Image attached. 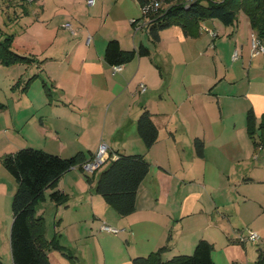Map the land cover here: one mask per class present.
I'll return each mask as SVG.
<instances>
[{"label": "crops", "instance_id": "crops-1", "mask_svg": "<svg viewBox=\"0 0 264 264\" xmlns=\"http://www.w3.org/2000/svg\"><path fill=\"white\" fill-rule=\"evenodd\" d=\"M71 1L79 5L83 0ZM40 6L43 14L45 5ZM101 9L104 14L105 0H101L99 11ZM132 19L135 16L127 18L123 34L111 33L107 36L105 33L100 34L107 20H102L101 26H97V16L90 10L86 19L76 16L78 29L72 34L77 37L71 44L68 39L61 41L59 34L55 36L54 42L48 44L38 40L35 34L30 35L29 43L24 46L18 47L14 41L13 50L22 55L35 53L39 59H43L38 67L30 63L37 75L30 82L34 83L42 77V83L35 94H26L22 106H18L15 100L6 106L10 112L11 106H18L15 108L17 111L10 114L11 130L15 137L12 140L10 137L8 142L18 144L21 141L22 147H38L62 157L82 151L88 156L87 160L104 142L109 147L110 157L103 169L119 154H143L150 162V171L139 186L136 210L132 214L121 216L115 209H110L111 205L95 191L103 169L93 173L91 184L78 168L72 169L80 171L74 178V185L65 181V173L59 180L58 188L74 200L61 205L52 201L47 206L55 208L60 215L59 223L63 229H74L77 235L81 234L82 221L106 231L110 230L104 229L105 225L119 229V232H113L115 234L128 228L130 237H135L133 241L142 243L148 251L135 250L138 256L147 255L166 244H171V249L176 253L174 255L182 254L187 249L195 248V243L201 239L196 230L197 221L200 220L198 216L212 215L201 202L208 179L220 180L221 190H227L229 182L239 181L245 171L249 173L248 165L239 168L243 162L239 157L253 153L256 155L255 149L263 152L264 143L256 147L246 128L241 135L236 128L230 129L225 123L221 99L213 92L223 77L220 78L217 70L208 79H192L189 75V67L199 66L200 58L213 57L216 62V55L220 56L216 46L220 32L203 27L211 20L214 24L212 29L216 28L215 20L206 19L192 27L195 35H186L180 25L168 27L161 31L160 41L153 43L146 26L139 25L138 28ZM248 24L249 31L245 38L240 33L239 23L234 32L224 31L235 43L233 60L240 56L244 58L246 54L249 64L246 72L248 76L252 72V84L249 81L247 91L241 95L249 101L247 114L253 109L259 119L264 114V95L254 92V84L258 73L264 71V56L253 55L251 39L255 33L250 22ZM140 26L145 29V33H141ZM226 26L231 28V25ZM205 31L210 37L206 48L201 45L207 36ZM88 37H91L89 44ZM110 39H118L124 50L137 49L140 44H144L150 49V54L136 56L122 64L121 70L115 71V65L105 60V48ZM209 48L215 52L209 54L206 50ZM235 50H238L237 58H234ZM178 67H184L185 75L174 85L173 70ZM141 83L147 87L145 92L141 91ZM18 99L21 101L19 96ZM216 103L221 107L220 112L213 111ZM144 110L151 112L159 132L157 141L150 148L146 147L137 130L138 118ZM196 138L204 142L203 155L196 151ZM0 153L2 157L6 152L2 150ZM257 158L260 160V154ZM255 167L264 170V158ZM16 189L14 177L12 181L2 173L0 196L13 198ZM261 208L264 210L263 204ZM219 221L214 223L210 220L207 223L218 225L223 230V219ZM226 242L224 248L229 250L226 253L233 262L237 256L232 246L239 240L229 237ZM134 256L122 255L121 259L112 255L113 262L110 264H133ZM49 257L52 264H73V258L56 249L49 251ZM104 264H107L106 260Z\"/></svg>", "mask_w": 264, "mask_h": 264}, {"label": "rangeland", "instance_id": "rangeland-1", "mask_svg": "<svg viewBox=\"0 0 264 264\" xmlns=\"http://www.w3.org/2000/svg\"><path fill=\"white\" fill-rule=\"evenodd\" d=\"M205 1L206 0H204V2ZM72 2L71 0H32L27 5V13H24V11H22V6L17 4L9 6V2L0 0V38L6 35H14V41L16 45L20 47L24 46L25 43H29L28 39L31 34H35L38 40L40 39L41 42L43 41L46 44H48L47 42H54L55 36L59 34L61 41L68 39L69 44H71L77 37L73 35L78 29V24L75 22L76 16L81 19H86L87 13H89L90 10H93L94 14L97 16V26H101L102 20H107L100 32V34L105 33L107 36L111 33L116 35L123 34L127 27L126 21L129 16H135L137 20L139 18L138 24L144 25L142 8L137 0H105L104 14L102 13V9L99 11L101 0H97L95 5L89 4L87 0H83L79 5ZM40 4H44L46 8L43 14L40 12L42 9ZM40 15L43 17L40 18ZM103 15L104 17L101 18ZM212 20H215L214 23L217 26L216 28L212 29L214 24L211 20L209 23L203 24V27L207 26L211 28L212 31L220 32V37L216 38V46L219 49L220 56L216 55V62L213 57L200 58L198 60V62H201L199 66L193 65L189 67V75H191L192 79H197L199 77L201 79H208V77L212 78L214 72L217 70L220 78L223 76L221 81L213 88V92L217 93L221 99V105L223 106L222 110L225 112L224 117L227 126L230 129L236 128L242 135L245 128L247 130L246 116L250 105L248 99L245 96L243 97L241 93L247 91L249 81H251L252 84V72H250V76L247 75L246 69L249 67V64L246 60V54H244V58L240 56L239 59L233 60L232 53L235 49V43L232 37L227 35L224 30L228 32L233 30L234 32V30L237 29V23H239L240 33L245 38L249 31V20L243 11H240L238 20L231 25V28L227 27L218 19ZM68 25L70 26L68 27ZM145 26H147V22ZM140 31L141 33H145L144 28H141ZM204 33H206L207 36L201 45L206 48V46H209L208 40L210 37L207 31ZM146 42L150 45L149 41L146 40ZM206 50L209 54L215 52L212 48ZM261 55L264 56V54ZM24 56L28 57L30 62L25 61L12 65H4L0 62V103L4 104V106L0 108V152L5 150V154L13 151L15 152L24 146L21 141H19L20 143L18 144H11L8 142L10 137L11 140L12 137H15L13 136V131L11 130L12 126L10 124L11 112H16L18 106H22L23 98L26 94H35L39 85L42 83V77L34 83L30 82L37 77L30 63H34V67H38L43 59H39L38 55L35 53L25 54ZM244 61L245 63H243ZM173 72L172 79L174 85H176L181 76L185 75L184 67L175 68ZM167 75H165L166 78ZM29 82L31 83L30 88L28 85ZM15 92L20 94L18 96L21 101H19L18 96L14 94ZM254 92L264 95V71L258 73L255 79ZM14 100L18 103V106H11L10 112V109L6 106L14 103ZM215 105L213 111L220 112L221 107L219 104L216 103ZM208 107L210 108V106ZM260 119L261 117L258 119V124ZM258 134L259 132L257 136ZM255 150L257 152L256 155L253 153L249 156L239 157L243 161L240 163L239 168H246V165H248L247 169L249 173H245V171L239 181L233 180L229 182L227 184V190H221L220 180L215 181V179H208L207 189L201 195L202 204L207 206L209 210L208 213L212 215L198 216L200 220L197 221L196 230L199 231L200 238L207 240L210 238L213 240L211 241L214 244L212 255L218 264H234L235 262L240 264H254L257 259L258 248L262 247V249H264V210L261 208V204L264 205V170L263 168L259 169L255 167L259 165V161L264 158V151L260 153L259 150ZM259 154L261 157L260 160L257 158ZM4 155H2V157ZM2 157L0 153V176L2 173H5V175L10 177L13 181V176L2 164ZM103 167L104 166L100 169H103ZM66 173L67 176L65 181L74 185V178L80 171L71 169ZM50 192L51 189H48L46 191V200L41 201L37 205V214L45 218L47 239L51 240L57 235L59 244L64 246L66 251L74 256L73 264H104L105 260L107 264H110L113 262L112 255L118 258L121 257L122 259V255L138 256L135 250L148 252L144 249L142 243H135L133 241L135 237H130L128 228L120 234H115L103 230L102 228L101 230L94 225H90V223L82 221L80 224L82 226L80 235L79 233L78 235L75 234L74 229H71V231L63 229L62 224L60 225L59 223L61 220L60 215L56 213L55 208L47 206L52 203L49 199ZM98 197L103 199L101 196ZM72 200H74V198H70L69 196L68 201ZM102 201L105 203L104 200ZM109 207H111L110 209L112 210L114 209L112 206ZM220 218L223 219V230L218 225H208L210 220L216 223ZM12 221V198L5 199L0 196V257L5 264H13L10 246ZM251 231L257 232L260 238L257 240L240 241V237H247ZM107 235L109 236L107 237ZM116 235L124 239L120 240ZM227 236L235 237V239L239 240L236 245L232 246L237 256L234 258L235 261L233 262L229 260L230 258L226 253L229 250L224 248L225 242L228 241L229 238H227ZM169 245L164 259H169L176 254L174 249H171V244ZM187 250L189 252L187 251L182 254H192L194 248H192V250Z\"/></svg>", "mask_w": 264, "mask_h": 264}, {"label": "trees", "instance_id": "trees-1", "mask_svg": "<svg viewBox=\"0 0 264 264\" xmlns=\"http://www.w3.org/2000/svg\"><path fill=\"white\" fill-rule=\"evenodd\" d=\"M4 1V0H3ZM8 5L17 4L27 13L30 0H5ZM141 4L143 0H138ZM164 3L149 16L147 32L153 43L161 39V31L173 25H180L186 35H195L192 27L206 19H218L225 25H232L243 11L254 33L264 43V0H162ZM14 35L0 38V62L12 65L29 61V58L13 50ZM150 49L140 44L137 49L124 50L118 39H110L105 48V60L112 65L128 63L136 56H146ZM4 104L0 103V108ZM137 130L147 148L158 139V128L149 110H144L138 118ZM247 130L256 147L264 143V114L258 119L253 109L247 114ZM259 132L258 136L257 133ZM196 151L203 155L204 142L195 139ZM88 156L79 151L70 157H62L42 148L22 147L2 157V164L14 177L17 189L12 198L13 221L10 232V246L14 264H52L49 251L59 250L73 258L65 247L60 245L57 236L46 237V222L37 214V205L46 200V191L51 189L49 199L57 205L66 204L68 194L57 187L60 178L69 170L78 168L87 182H93V174L83 170L82 165ZM150 171V162L143 154H119L101 170L95 191L121 216H128L136 210V199L140 184ZM96 172V171H95ZM169 249L166 244L147 255L135 256L133 264H217L212 252L214 244L207 239H199L192 254H177L164 259ZM0 264H5L0 257ZM234 264H240L235 262ZM254 264H264V249L259 248Z\"/></svg>", "mask_w": 264, "mask_h": 264}, {"label": "built area", "instance_id": "built-area-1", "mask_svg": "<svg viewBox=\"0 0 264 264\" xmlns=\"http://www.w3.org/2000/svg\"><path fill=\"white\" fill-rule=\"evenodd\" d=\"M89 4H94L95 0H88L87 1ZM164 3L162 0H143V2L140 4L142 8V12L145 16H149L150 13L158 9L160 6H162ZM144 20V26L146 25V22L148 21V18L143 19ZM139 20L137 19H132V23L136 26H138ZM67 26V25H66ZM70 25H68L69 27ZM139 28V26H138ZM75 32V31H73ZM91 42V37L87 38V43L89 44ZM251 45H252V53L253 55H258V54H264V43L262 40L256 35H252L251 39ZM238 57V50H235L234 52V58ZM123 65H115L114 70L119 71L122 69ZM140 88L142 92H145L147 87L145 84L141 83ZM110 157V150L109 147L106 143L102 142L97 150V152L86 162L83 163L82 168L84 171L87 173H94L98 169H100L105 162L109 159ZM104 229L110 230L112 232H119L120 230L108 225L103 226ZM260 238V235L257 232L251 231L247 237H240V241H246V240H257Z\"/></svg>", "mask_w": 264, "mask_h": 264}]
</instances>
